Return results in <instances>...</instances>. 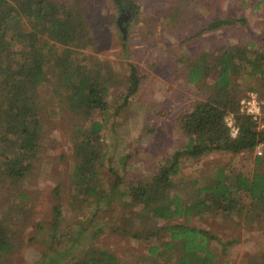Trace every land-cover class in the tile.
I'll list each match as a JSON object with an SVG mask.
<instances>
[{
	"label": "trees",
	"instance_id": "trees-1",
	"mask_svg": "<svg viewBox=\"0 0 264 264\" xmlns=\"http://www.w3.org/2000/svg\"><path fill=\"white\" fill-rule=\"evenodd\" d=\"M113 2L118 10H128L129 15L139 10L132 0ZM82 4L83 0H0V185L6 183L8 192L30 171L32 159L40 150L46 103L40 92L42 87H51L60 108L85 119L107 110L116 85H124L116 115L140 90L143 77L134 64H128L125 78L117 79L105 61L88 63L92 57L86 51L94 50L95 42ZM246 24L242 16H216L202 33ZM260 44H233L220 52L200 48L192 55L184 52L180 56V71L186 83L205 89V96L193 100L188 110L176 116L178 126L187 134L186 141L164 156L150 176L125 182L114 172L112 182L99 187L106 120L92 121L76 130L79 139L72 148L71 173L74 194L83 200H95L94 212H99L103 203L137 207L125 219L122 232L134 239L144 238L150 244L148 255L157 261L147 262L146 255L138 262L123 261L110 249L98 248L65 263L214 264L216 254L209 243L219 239L208 230L185 224L145 228L146 219L165 223L202 216L206 208H212L226 218L235 215L245 222L254 220L264 225V156H256L255 166L260 170L248 175L235 168L228 171L218 167L211 176L176 180L188 161L196 162L215 153L253 151L264 143V129L259 131L252 118L239 111L243 97L238 90L246 70L255 83L246 92L264 96V36ZM213 72L216 77L212 79ZM229 115L238 128L236 136L231 135L225 121ZM53 211L54 230L61 213L56 206ZM4 216L0 220V260L13 251L12 226L17 221V216L9 212ZM133 223L131 231L128 225ZM78 235L82 236V231ZM234 243L222 244L223 249ZM246 263L264 264V249Z\"/></svg>",
	"mask_w": 264,
	"mask_h": 264
},
{
	"label": "rangeland",
	"instance_id": "rangeland-1",
	"mask_svg": "<svg viewBox=\"0 0 264 264\" xmlns=\"http://www.w3.org/2000/svg\"><path fill=\"white\" fill-rule=\"evenodd\" d=\"M132 1L139 10L129 15L128 10H118L113 0H83L95 42L94 50L86 52L92 57L89 64L105 61L117 79L125 78L128 64H134L143 77L140 90L116 115L115 109L121 102L120 89L124 87L122 83L116 85L107 110L85 119L60 108L51 87H42L40 92L46 103L37 157L32 159V168L26 176L11 187V192L7 191L6 183L0 185V220L7 212L17 216L12 226L13 251L2 257L0 264H69L98 248L110 249L123 261L138 262L144 255L149 263L157 261L155 256L148 255L150 244L144 238L134 239L122 232L125 219L128 220L131 210L134 212L137 207L103 203L102 209L94 212L95 200H83L74 194L71 173L74 167L72 148L79 139L76 130L92 121L106 120L101 136L105 157L99 187L112 182L114 172L125 182L150 176L164 156L186 141L187 134L178 126L176 116L188 110L193 100L205 96V89L186 83L180 71V56L184 52L192 55L200 48L220 52L233 44L261 45L264 0ZM228 14L245 17L247 24L202 33L211 19ZM243 73L245 79L238 83L242 97L247 94L246 89L255 84L246 70ZM215 77L216 72H213L211 78ZM257 93L264 100V96ZM256 156L255 150L211 154L196 162L188 161L176 180L211 176L218 167L228 171L235 168L248 175L260 170L255 166ZM55 206L61 218L53 230ZM206 210L202 216L165 223L149 218L144 226L185 224L208 230L219 239L209 243L216 254L214 264H247L250 256L263 251L262 223L253 219L245 222L235 215L226 218L212 208ZM134 227L135 223L128 225L130 230ZM80 231L82 236L78 235ZM75 238L79 240L73 241ZM228 241L235 243L223 249L222 244Z\"/></svg>",
	"mask_w": 264,
	"mask_h": 264
},
{
	"label": "built area",
	"instance_id": "built-area-1",
	"mask_svg": "<svg viewBox=\"0 0 264 264\" xmlns=\"http://www.w3.org/2000/svg\"><path fill=\"white\" fill-rule=\"evenodd\" d=\"M239 111L241 114L250 116L252 120L257 124L258 130L264 129V100L256 92L247 93L239 103ZM227 125L230 127L231 135L236 136L238 128L235 126L233 116L229 115L225 118ZM264 143H260L255 152L258 156L262 155V149Z\"/></svg>",
	"mask_w": 264,
	"mask_h": 264
}]
</instances>
